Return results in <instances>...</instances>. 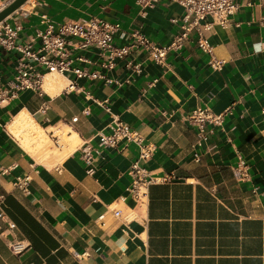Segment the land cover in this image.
<instances>
[{
    "label": "crops",
    "instance_id": "crops-1",
    "mask_svg": "<svg viewBox=\"0 0 264 264\" xmlns=\"http://www.w3.org/2000/svg\"><path fill=\"white\" fill-rule=\"evenodd\" d=\"M237 1L231 25L209 34L216 57L226 60L221 69L208 64L195 39L170 52L167 65L136 52L144 61L139 74L122 60L107 66L90 46L75 51L84 59L74 65L100 76L78 78L82 89L65 91L75 79L70 72L45 74L43 93L26 89L0 106V206L7 216L0 264H264V0ZM8 2L0 0V8ZM43 14L54 23L98 16L168 44L184 8L170 0L146 9L136 0H28L5 21L21 26L27 40L44 28ZM17 59L0 47V88L13 80ZM197 106L223 118L202 142L188 120ZM21 113L48 135L70 128L74 148L67 151L66 142L44 154L26 131L13 132ZM112 114L155 147L140 164L166 180L150 185L144 204L128 192L136 143L106 149L89 164L81 158L82 145L111 131ZM240 158L243 176L236 174ZM21 175L31 176L28 194L14 184ZM18 242L26 248L15 252Z\"/></svg>",
    "mask_w": 264,
    "mask_h": 264
},
{
    "label": "built area",
    "instance_id": "built-area-1",
    "mask_svg": "<svg viewBox=\"0 0 264 264\" xmlns=\"http://www.w3.org/2000/svg\"><path fill=\"white\" fill-rule=\"evenodd\" d=\"M11 0H9L10 2ZM161 0H136L142 8L155 6ZM180 4L184 8V14L180 19L179 30L168 44H159L151 40L140 30L131 32L122 28L119 22H111L102 17L91 16L89 18L68 19L54 23L43 14V29L37 30L34 36L22 40L21 26L12 25L8 21L0 22V47L18 53L13 80L5 87L0 88V106L16 98L26 89H32L43 93L45 74L65 76L68 72L75 76L65 86V91L82 89L78 86V78L96 79L100 76L96 70L74 65L77 60H83L81 55H75V51L86 49L90 46L97 47L100 54L108 58L107 66L112 67L116 61L122 60L128 69L135 73H141L144 61L136 58V52L146 53L148 59L159 65H167L168 54L181 50L191 39H195L198 48L209 56L208 64L213 69H221L226 60L219 59L215 55L214 46L210 40V31L216 26L229 27L232 16L237 12L239 3L237 0H170ZM8 2V3H9ZM176 21V19L174 20ZM264 24V16L262 17ZM125 42L117 44L116 37ZM38 43V46H36ZM112 81L111 79H107ZM119 85L122 82L115 80ZM264 115V107L262 108ZM76 119V118H74ZM188 120L196 125L199 130V142L207 140L214 128L223 121L221 115L215 114L207 106H197L191 111ZM54 142L59 146V136L51 133ZM97 144L90 141L81 146V158L87 163L100 155L106 149H118L121 145L133 142L139 147V157L130 166L129 173L133 180L128 192L137 204H144L149 194L150 185L166 180V178L153 177L150 172L140 164L147 160L154 152V145L148 143L144 136L130 124L122 121L112 114V125L109 133L99 132ZM247 163L239 159L236 174L243 176ZM91 170V169H89ZM9 171V169H4ZM30 175L16 176L14 184L23 192L29 193ZM115 216H120V209L113 210ZM105 214L100 216L102 220ZM7 218L0 206V221ZM9 227H15L13 222H8ZM1 228V226H0ZM15 252L26 248L21 242L11 244Z\"/></svg>",
    "mask_w": 264,
    "mask_h": 264
},
{
    "label": "bare ground",
    "instance_id": "bare-ground-1",
    "mask_svg": "<svg viewBox=\"0 0 264 264\" xmlns=\"http://www.w3.org/2000/svg\"><path fill=\"white\" fill-rule=\"evenodd\" d=\"M17 129H19L20 134H22L21 131H26L25 137L31 140L32 143L36 145L38 150H40L46 155L50 153L51 139L49 135L40 126L34 123V121L31 119L28 113H21L20 115L17 116V118L15 119L13 123L12 130L14 133H17L18 132ZM20 134L18 136L24 135V134L23 135H20ZM68 139L69 141L67 142L69 143L68 144L69 146H68V149L66 147L65 148L67 149V151H70L69 149L74 148L75 137H70Z\"/></svg>",
    "mask_w": 264,
    "mask_h": 264
},
{
    "label": "rangeland",
    "instance_id": "rangeland-1",
    "mask_svg": "<svg viewBox=\"0 0 264 264\" xmlns=\"http://www.w3.org/2000/svg\"><path fill=\"white\" fill-rule=\"evenodd\" d=\"M57 85H59L60 87H63L64 86V84H57ZM69 130H70V128H63V129H59V130L55 129V132H54L55 135H58L59 136V143H60L59 146L54 142V138L51 136V133H49V136H50V139H51V143H50V150L51 151H50V153L51 152H55V150L58 151L59 150L58 147H63L64 144L67 141H69V139L67 137ZM75 144H76V142L74 143V145ZM52 149H54V150H52Z\"/></svg>",
    "mask_w": 264,
    "mask_h": 264
},
{
    "label": "water",
    "instance_id": "water-1",
    "mask_svg": "<svg viewBox=\"0 0 264 264\" xmlns=\"http://www.w3.org/2000/svg\"><path fill=\"white\" fill-rule=\"evenodd\" d=\"M28 0H11L0 8V22L5 20L11 13L21 8Z\"/></svg>",
    "mask_w": 264,
    "mask_h": 264
}]
</instances>
